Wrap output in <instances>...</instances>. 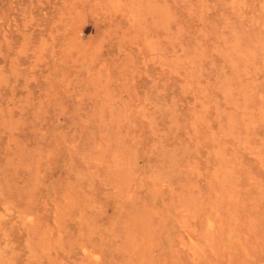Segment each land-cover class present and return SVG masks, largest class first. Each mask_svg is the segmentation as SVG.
<instances>
[{"label":"rangeland","instance_id":"1","mask_svg":"<svg viewBox=\"0 0 264 264\" xmlns=\"http://www.w3.org/2000/svg\"><path fill=\"white\" fill-rule=\"evenodd\" d=\"M0 264H264V0H0Z\"/></svg>","mask_w":264,"mask_h":264}]
</instances>
